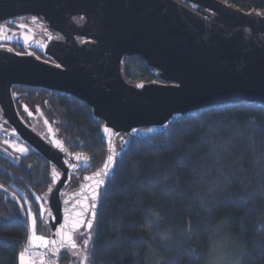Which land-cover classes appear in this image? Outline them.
Segmentation results:
<instances>
[{"label":"trees","instance_id":"trees-1","mask_svg":"<svg viewBox=\"0 0 264 264\" xmlns=\"http://www.w3.org/2000/svg\"><path fill=\"white\" fill-rule=\"evenodd\" d=\"M220 1L264 13V0ZM123 63L131 83L163 81L138 55ZM23 91L30 100L42 92ZM42 103L65 146L98 169L106 157L103 120L68 94L46 93ZM116 147L88 264H264V105L203 109L145 136L121 134ZM29 149L17 158L0 150V264H18L33 217L36 234L45 224L40 199L50 164ZM66 260L60 253L59 264Z\"/></svg>","mask_w":264,"mask_h":264},{"label":"water","instance_id":"water-1","mask_svg":"<svg viewBox=\"0 0 264 264\" xmlns=\"http://www.w3.org/2000/svg\"><path fill=\"white\" fill-rule=\"evenodd\" d=\"M22 15L41 18L61 36L30 42L53 62L0 50L4 119L14 134L55 168L44 217L49 241L57 244L49 243L44 260L37 264H59L62 250L71 248L66 241L60 247L57 235L66 218L64 232L78 219L77 213L83 211L86 220L91 202L92 212L96 211L100 190L115 166L119 135L145 136L187 114L226 104L264 105V15L260 13L220 0H0V21ZM79 17L83 20L76 23ZM78 37L86 41L81 43ZM133 55L142 57L163 81H127L123 58ZM14 85L76 97L104 122L103 164L64 199L62 189L76 171L92 168L91 159L70 153L55 136L47 141L32 129L15 109ZM109 156L113 161L105 168ZM98 172L104 174L96 176ZM100 179L103 183L97 186ZM93 191L98 193L95 201ZM85 204L90 207L85 209ZM83 226L73 231V238Z\"/></svg>","mask_w":264,"mask_h":264},{"label":"flooded vegetation","instance_id":"flooded-vegetation-1","mask_svg":"<svg viewBox=\"0 0 264 264\" xmlns=\"http://www.w3.org/2000/svg\"><path fill=\"white\" fill-rule=\"evenodd\" d=\"M82 18H76L75 22H82ZM23 25V26H22ZM48 36H53L55 38H61V36L52 30L48 24L41 18H35L30 15H22L17 17L8 18L6 20L0 21V50H11L18 55H35L43 60L53 62V60L42 53L38 48H36L32 43H43ZM79 42H85L83 38H77ZM29 86L14 85L12 87V96L15 109L19 116L37 133H39L44 139L50 141L54 139V136L61 140L60 136L56 131V127L51 123V119L47 117L45 106L42 102L45 100V94L60 96L62 93L57 91H52L43 88H37L36 91H41V93H36V97L30 100L23 90L27 89ZM39 89V90H38ZM22 90V91H21ZM6 113L0 104V133L7 134L11 137H16L21 139L18 135L13 133V128L4 119ZM55 122V120H54ZM22 140V139H21ZM23 141V140H22ZM24 142V141H23ZM63 142V141H62ZM27 144V143H26ZM28 145V144H27ZM29 146V145H28ZM70 153H75L70 150ZM50 164V163H49ZM55 168L50 164V173L53 172ZM97 170V169H96ZM96 170L92 168L88 171H76L75 174L71 176L68 185L62 189L61 198L64 199L67 195L73 193L85 182V177L93 174ZM52 186L51 183L46 191H48ZM47 196H45L44 201ZM92 205V202H91ZM92 208L87 213L84 226L75 233L74 239L77 241H82L85 238V233L90 232L91 229L87 227V221L92 220V225L94 220L92 219ZM96 214V211H95ZM71 252L70 249L62 250L61 254L68 256ZM68 254V255H67Z\"/></svg>","mask_w":264,"mask_h":264},{"label":"rangeland","instance_id":"rangeland-1","mask_svg":"<svg viewBox=\"0 0 264 264\" xmlns=\"http://www.w3.org/2000/svg\"><path fill=\"white\" fill-rule=\"evenodd\" d=\"M50 121H51V123H53L55 125L56 131H57L56 122H54L52 119ZM21 149H23V151H21ZM0 150H1V153L3 155L7 156L8 158H17L18 156H25L30 151L29 146L25 142H23L19 138L11 137V136L7 135L6 133L5 134L0 133ZM51 178H52V176H51ZM43 193H44L43 198H45V196H47V193H46V191H44ZM40 200L43 204L41 216L44 217V215H45V201L43 199H40ZM44 219H45V217H44ZM31 223H32V221H31ZM32 226H33V223H32ZM90 233L91 232H88L87 234L85 233V235H86L85 238L82 241H77L78 244H77L76 249L70 248L71 252H69V253H71V254H69V255L67 254L68 260H66V262L63 264H88V262H89L88 257H89L90 245H91V241H90L91 240V234ZM35 235L36 236H43L46 240L49 241L50 230L48 228L46 221H45V224L41 225L39 234H36V232H35ZM32 237H33V229L31 228V235H30L29 242L21 253L24 254L25 262L34 261L35 264H37V262L44 260V252H45L46 247H41L38 241L35 244L31 243ZM84 240H88L87 245L83 244ZM21 253L19 254V257H18L19 258L18 264H22L21 259H20ZM85 256L87 257L86 262L84 260Z\"/></svg>","mask_w":264,"mask_h":264},{"label":"snow or ice","instance_id":"snow-or-ice-1","mask_svg":"<svg viewBox=\"0 0 264 264\" xmlns=\"http://www.w3.org/2000/svg\"><path fill=\"white\" fill-rule=\"evenodd\" d=\"M261 15H264V13H261ZM105 131H109V129L106 128ZM58 146H60V145L58 144ZM21 151H23V149H21ZM112 161H113V157L109 156L108 157V163L105 164V168H107L108 164L112 163ZM103 174L104 173L98 172L95 175L96 176H101ZM55 175L56 174L54 172V176ZM87 179L92 180V177H88ZM96 183H97V186L99 184H102L103 183V179H100L99 181H96ZM97 197H98V193L93 191L92 200L95 201L97 199ZM65 203H67V201H65ZM84 207H85V209H87L90 206L85 204ZM91 207L94 208L95 205L93 204V205H91ZM91 215H92V219L94 220L95 219V215H96L95 212L93 211L91 213ZM77 217H78V219H75V220H73L71 222V228L69 229V231H67V232L63 231L64 228H67L68 224H69V222H68V220L66 218L65 219V224L62 225L60 231L57 232V235H59L61 237L60 247H65V241H66L67 245H70L72 249H76L77 248V243H76L75 239L73 238V231L79 229L82 226V224L85 223L83 211L77 213ZM32 223H33V237L31 238V243L35 244L38 241L41 247H47L49 245V243H51L53 245L57 244L56 240L48 241L43 236H36L35 235L36 217H33ZM87 227H88V229L92 228V220L87 221ZM83 244L87 245L88 244V240H84ZM57 251H58V249H57ZM20 259H21L22 264H35L34 261L25 262V257H24L23 253H21ZM84 260H85V262L87 261V257L86 256L84 257ZM42 264H43V262H42Z\"/></svg>","mask_w":264,"mask_h":264}]
</instances>
